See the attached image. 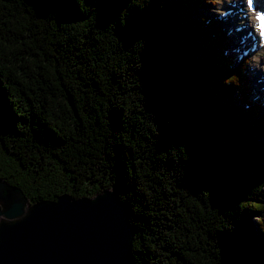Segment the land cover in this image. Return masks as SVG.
I'll return each mask as SVG.
<instances>
[{"label":"trees","instance_id":"1","mask_svg":"<svg viewBox=\"0 0 264 264\" xmlns=\"http://www.w3.org/2000/svg\"><path fill=\"white\" fill-rule=\"evenodd\" d=\"M206 3L0 0V178L116 185L134 264H264V117Z\"/></svg>","mask_w":264,"mask_h":264},{"label":"water","instance_id":"2","mask_svg":"<svg viewBox=\"0 0 264 264\" xmlns=\"http://www.w3.org/2000/svg\"><path fill=\"white\" fill-rule=\"evenodd\" d=\"M135 230L116 185L29 203L0 178V264H134Z\"/></svg>","mask_w":264,"mask_h":264},{"label":"rangeland","instance_id":"3","mask_svg":"<svg viewBox=\"0 0 264 264\" xmlns=\"http://www.w3.org/2000/svg\"><path fill=\"white\" fill-rule=\"evenodd\" d=\"M211 3H206L200 7L199 17L201 15H211L212 17L221 21L222 31L228 33L230 37V46L234 54L246 53L247 37L252 36V33L257 34V24L254 20L244 15L245 8L247 7V0H210ZM246 2V3H245ZM234 5L233 8L227 9ZM261 41V40H260ZM255 50V51H254ZM253 54L248 55L250 58V84L252 89V98L257 102H261V109L258 114L264 117V88L260 89L258 82L264 77H260L259 67H255L253 62L258 59L264 62V46H255ZM143 225V223H141Z\"/></svg>","mask_w":264,"mask_h":264},{"label":"bare ground","instance_id":"4","mask_svg":"<svg viewBox=\"0 0 264 264\" xmlns=\"http://www.w3.org/2000/svg\"><path fill=\"white\" fill-rule=\"evenodd\" d=\"M233 0H230L232 3ZM246 3V2H245ZM247 7L245 8L244 15L250 16L254 22L257 24V34L252 33L251 38L247 37V46H246V53H251L254 52L253 49L254 47L257 46H264V30H262V22L258 17L264 16V0H255V5H249L248 0L246 3ZM232 6V4H230ZM228 7L227 9L233 8ZM261 40V41H260ZM255 67H259L260 70V77H264V62H260L258 59H255L253 62ZM258 85L260 86V89L264 88V79H261V81L258 82Z\"/></svg>","mask_w":264,"mask_h":264},{"label":"snow or ice","instance_id":"5","mask_svg":"<svg viewBox=\"0 0 264 264\" xmlns=\"http://www.w3.org/2000/svg\"><path fill=\"white\" fill-rule=\"evenodd\" d=\"M248 3H249V5H251L252 4V0H248ZM258 19L261 20V22H262V24H261L262 30H264V16L258 17Z\"/></svg>","mask_w":264,"mask_h":264}]
</instances>
